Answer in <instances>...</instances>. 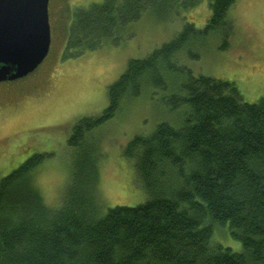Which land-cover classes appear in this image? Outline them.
<instances>
[{"label":"trees","instance_id":"1","mask_svg":"<svg viewBox=\"0 0 264 264\" xmlns=\"http://www.w3.org/2000/svg\"><path fill=\"white\" fill-rule=\"evenodd\" d=\"M208 1L203 30L187 22L171 41L130 60L108 87L101 115L74 126L67 140L73 179L54 207L31 184L41 155L0 179V264H264V97L244 102L234 83L194 75L176 58L197 34L227 26L236 0ZM182 6L180 0L89 5L72 18L68 58L118 39L147 10ZM155 87L170 92L180 122L162 121L127 144L146 200L101 215L89 142L94 129ZM215 228H225L242 250L214 241Z\"/></svg>","mask_w":264,"mask_h":264},{"label":"rangeland","instance_id":"2","mask_svg":"<svg viewBox=\"0 0 264 264\" xmlns=\"http://www.w3.org/2000/svg\"><path fill=\"white\" fill-rule=\"evenodd\" d=\"M102 1L48 0L47 56L27 76L0 82V179L28 158L41 155L31 184L48 206L60 201L73 179L67 140L74 126L83 118L101 115L108 105V87L128 62L171 41L187 22L203 30L211 15L208 0H180L182 7L147 10L118 39L68 58L74 14ZM226 22L219 33L197 34L176 58L194 75L234 83L244 102L257 103L264 97V0H236ZM147 90L97 126L89 141L97 157L95 192L101 215L108 208L133 207L146 200L136 183L135 159L125 155L127 144L136 135L150 134L162 121L180 122V113L169 107V91ZM213 240L235 252L242 250L225 228H215Z\"/></svg>","mask_w":264,"mask_h":264},{"label":"water","instance_id":"3","mask_svg":"<svg viewBox=\"0 0 264 264\" xmlns=\"http://www.w3.org/2000/svg\"><path fill=\"white\" fill-rule=\"evenodd\" d=\"M50 40L48 0H0V82L32 73Z\"/></svg>","mask_w":264,"mask_h":264},{"label":"bare ground","instance_id":"4","mask_svg":"<svg viewBox=\"0 0 264 264\" xmlns=\"http://www.w3.org/2000/svg\"><path fill=\"white\" fill-rule=\"evenodd\" d=\"M187 9V8H186Z\"/></svg>","mask_w":264,"mask_h":264}]
</instances>
